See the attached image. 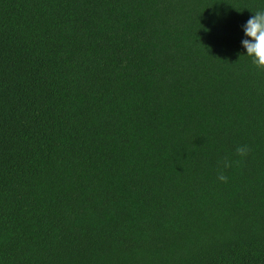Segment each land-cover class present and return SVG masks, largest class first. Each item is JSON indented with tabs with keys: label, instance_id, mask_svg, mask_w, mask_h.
Here are the masks:
<instances>
[{
	"label": "trees",
	"instance_id": "16d2710c",
	"mask_svg": "<svg viewBox=\"0 0 264 264\" xmlns=\"http://www.w3.org/2000/svg\"><path fill=\"white\" fill-rule=\"evenodd\" d=\"M260 10L0 0V264H264Z\"/></svg>",
	"mask_w": 264,
	"mask_h": 264
},
{
	"label": "clouds",
	"instance_id": "9594fccd",
	"mask_svg": "<svg viewBox=\"0 0 264 264\" xmlns=\"http://www.w3.org/2000/svg\"><path fill=\"white\" fill-rule=\"evenodd\" d=\"M244 38L241 46L245 50L243 54L250 59L252 65L258 70L264 71V10H260L250 16L242 26ZM243 156L245 148L238 149ZM221 180L225 177L221 176Z\"/></svg>",
	"mask_w": 264,
	"mask_h": 264
}]
</instances>
